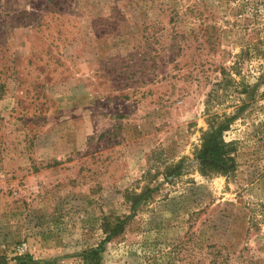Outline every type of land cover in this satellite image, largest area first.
Here are the masks:
<instances>
[{"label": "rangeland", "instance_id": "1", "mask_svg": "<svg viewBox=\"0 0 264 264\" xmlns=\"http://www.w3.org/2000/svg\"><path fill=\"white\" fill-rule=\"evenodd\" d=\"M263 92L264 0H0V255L264 264ZM238 106L236 169L202 174Z\"/></svg>", "mask_w": 264, "mask_h": 264}, {"label": "trees", "instance_id": "2", "mask_svg": "<svg viewBox=\"0 0 264 264\" xmlns=\"http://www.w3.org/2000/svg\"><path fill=\"white\" fill-rule=\"evenodd\" d=\"M224 72V71H223ZM246 87L241 85L238 93H245ZM264 93V92H263ZM217 97L215 90L208 94V104L212 99ZM243 110V106H238L236 112L227 114L222 112L211 113L207 109V124L208 128L201 135V143L194 151V156L198 160L199 170L202 174H227L237 167V142L235 140H225L224 132L230 128L231 122L236 115ZM178 165L170 166L168 174L176 172ZM120 220L118 216L109 215L103 225V231L106 234L104 241L111 240L117 236L120 230L123 229L125 220ZM81 258L84 264H99L98 249H89L85 251ZM14 261V263H10ZM0 264H39L35 261L31 254L15 255L8 259L5 255H0Z\"/></svg>", "mask_w": 264, "mask_h": 264}]
</instances>
